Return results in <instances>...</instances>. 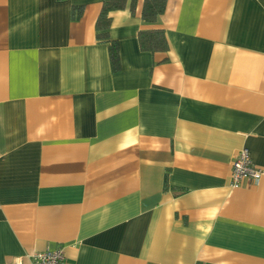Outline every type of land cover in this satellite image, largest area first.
Returning a JSON list of instances; mask_svg holds the SVG:
<instances>
[{
	"label": "crops",
	"instance_id": "obj_1",
	"mask_svg": "<svg viewBox=\"0 0 264 264\" xmlns=\"http://www.w3.org/2000/svg\"><path fill=\"white\" fill-rule=\"evenodd\" d=\"M102 2L0 0V264H264V0L111 12L117 72ZM243 148L262 176L232 188Z\"/></svg>",
	"mask_w": 264,
	"mask_h": 264
},
{
	"label": "trees",
	"instance_id": "obj_2",
	"mask_svg": "<svg viewBox=\"0 0 264 264\" xmlns=\"http://www.w3.org/2000/svg\"><path fill=\"white\" fill-rule=\"evenodd\" d=\"M166 0H142L139 17L145 24H155L162 14ZM136 0H103L95 21L96 39L108 44V58L112 72L120 69L119 48L115 41L109 40L108 30L111 25L110 13L124 10L128 7L132 15L135 14ZM82 14L81 7L72 8L71 19L76 21ZM138 47L141 52H166L168 44L161 28L140 30L137 33Z\"/></svg>",
	"mask_w": 264,
	"mask_h": 264
},
{
	"label": "built area",
	"instance_id": "obj_3",
	"mask_svg": "<svg viewBox=\"0 0 264 264\" xmlns=\"http://www.w3.org/2000/svg\"><path fill=\"white\" fill-rule=\"evenodd\" d=\"M262 172L251 161L249 151L246 148L241 149L231 163L230 186L237 188L244 181L257 183L261 178ZM64 252L62 248L54 250H44L36 252L29 256L27 264H64ZM13 264H25L17 259Z\"/></svg>",
	"mask_w": 264,
	"mask_h": 264
}]
</instances>
